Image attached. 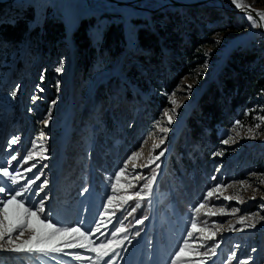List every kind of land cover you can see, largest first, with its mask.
Returning a JSON list of instances; mask_svg holds the SVG:
<instances>
[{
  "label": "rangeland",
  "instance_id": "1",
  "mask_svg": "<svg viewBox=\"0 0 264 264\" xmlns=\"http://www.w3.org/2000/svg\"><path fill=\"white\" fill-rule=\"evenodd\" d=\"M115 1L133 3V6H117L113 3L114 7L107 8L99 0H0L5 3L2 5L5 8L0 16V25L12 23L26 10L32 8L34 21L29 22L28 26L30 28L38 26L40 29L35 38L25 35L21 43L15 45L0 42V164H4L12 155H16L18 160L13 161L12 166L19 167L23 173L24 180L21 183L39 176L40 179L32 186L35 191L37 186L47 181L41 193V196L47 197L44 202V215L50 216L58 226L65 227L95 228V222H99L100 231L90 238L97 244L111 240L114 249L103 259L97 258L93 252L79 248L65 249L64 254L52 258L0 251V257L4 260H0V264H92V260L97 261V264H105L106 261L110 264H171L172 254L187 238L193 219L196 220L198 227L206 225L209 232L215 234L214 239H207L209 232H194V237L198 239L190 241L193 247L204 244V247L199 249L200 252H207L209 248H215L216 252L215 256L209 253L211 259L208 257L198 259L207 260L208 264H240L241 261H248V264H264V219H261L264 217V207H261L264 205V122L258 119L264 117V88L245 101L246 110L239 114L241 119L235 117L232 121L225 120L224 116L227 119L230 114L228 112L225 114L223 111L220 121L222 123L228 121L231 124L229 127L223 126L222 123L215 125V135L218 140L216 145L202 137L198 147H194L192 153L205 155L206 162L202 160V163H199V160L193 158L194 164L190 167L186 166L182 172L186 170L188 180L194 184V172L200 171V182L204 191L194 202L186 195L181 198V192L177 194V197L181 198L178 199L179 203L188 205L182 215L178 214L172 195L175 190L182 188V176L172 167L166 169L177 139L183 132L185 121L194 113L201 96L216 84L215 80L220 77L222 67L228 65L234 53L246 49L259 53L262 60L261 67L256 61L250 67L264 73V33H260L258 27H252L246 18L247 15L223 12L217 0H210L193 8L164 7L163 0ZM177 1L195 3L204 0ZM225 2L226 8L230 9L231 0ZM241 2L250 6L255 12L264 13V0H241ZM181 9H190L195 13L191 15L190 12ZM213 10L222 11L226 18H230L228 23L226 18L212 20L205 15V12L209 13ZM177 13L184 21V25L193 29L195 24L194 29L201 34L210 28H218V31L201 47L193 50L191 59L183 61L185 75L170 88L163 87L165 68L162 67L165 64L156 68L154 62H149L150 65L145 67L136 58H132L128 64L133 69L127 70L134 75V78L129 80L122 73L123 59L127 51L133 52L136 49L135 33L141 26L135 21H142L145 23L144 27L154 29L153 19L160 20L161 27L168 24L170 17ZM91 19L93 25L86 29V35L90 40V47L95 52L90 60L91 64L86 63L84 72H78L76 75L74 73L75 43L72 32L78 24L80 25L81 20ZM54 20L63 22L64 37L57 44H44L42 49L38 39V36L42 35V26ZM112 22L121 26L127 42L123 46L122 53L115 57L99 49L102 35ZM229 22H232L234 28H229ZM181 28L178 30L180 31ZM164 53L166 55L164 61L170 65L179 55V52L170 48L164 49ZM60 60L64 61V70L58 75L54 68L58 66ZM137 74L156 79L161 88L163 87L162 91L148 89L147 87L151 85L150 80L141 85L147 90H141L140 85L136 84L137 79L140 78L136 76ZM116 83H119L118 87ZM37 86L43 91H39ZM13 91L17 92L16 96L11 94ZM125 91L131 92L136 97V101H131L130 106L124 105L122 92ZM23 93H25L24 98L21 99ZM173 93H175L173 96L175 105L169 101V96ZM157 97L159 101L156 100ZM149 101H158L155 104L158 108L155 116L146 112ZM173 108H175L174 112ZM113 109L116 112L114 116L116 121L112 126L116 123L118 129L115 133L110 132L116 128H111L108 122V115ZM165 110L173 115L171 124H168L163 116ZM246 112L248 115L244 114ZM195 118L198 116L196 115ZM45 120L48 121L47 125L44 123ZM236 121H240L241 126H237ZM157 122L159 127L169 128V132H160L156 126ZM257 123L261 126L254 128ZM249 128H254L253 134L248 132ZM96 132H102V139H108L111 143L110 147L104 141L102 144L103 156L110 158V162L108 167L106 164L102 165L105 168L104 173L100 168L97 170L103 177L102 181L99 180L98 190L91 184H86L89 173L96 167L95 163L88 160L93 150ZM41 133L43 140L38 143H43L47 149L48 159L37 158L23 164L22 157L31 150V142ZM229 136L232 137V141L224 145L221 141ZM17 137L18 143L9 148L8 141ZM161 139H164L163 144H160ZM124 140L127 144L123 143ZM71 143L74 148L76 147V153L72 159L75 167L73 166L69 171L72 174L70 178L69 173L62 174V165L65 161V149ZM155 144L160 146L153 151ZM184 147L185 145L180 146L181 149ZM123 148L125 158L119 161L118 157ZM161 151L164 155L160 156L159 160L149 167H143ZM133 152H140L141 155L128 161L127 169L132 172L135 164V174L146 178H150L153 175L152 169H155L156 180L152 192L143 201L134 199L122 204L114 200L105 210L103 205L107 203V196L113 194L110 181L114 180V173L125 166V161ZM216 152H222L223 155H214ZM37 155H40L38 149ZM182 157L180 154L179 158ZM33 164L36 166L31 172L25 171ZM156 164H159V168H156ZM165 170L170 180L166 181L168 190L161 192L158 185ZM213 176L216 177L215 180ZM79 179L83 180L82 185ZM241 181L244 183L242 184ZM7 183L10 188L19 187ZM136 183L137 187L133 191L139 190L145 181L140 180ZM216 184H223L225 187L205 201V194ZM55 190L61 192L60 203L52 204V199L53 201L54 198L58 199ZM118 194L123 193L118 189ZM227 196H232L233 199L225 200L224 197ZM33 199L39 200L40 197L33 196ZM138 202L140 207L137 208L135 205ZM201 202L209 207L195 213L194 207ZM117 205L120 207L117 208ZM133 208H135L134 212ZM143 208L147 214L139 218ZM210 212L215 214H206ZM101 213L103 215H100ZM241 216L251 219H246L241 224L238 223ZM137 220L143 222L138 224ZM162 224L167 233H163L160 238L155 240L154 237L150 238L146 235L148 228L155 234ZM252 224H255V227H252ZM121 227L125 230L115 236L111 235L115 228ZM27 235L28 233H25L24 238ZM162 239L165 240L159 241ZM149 240L153 248L146 253L145 246H148ZM136 242L134 248L129 245ZM139 245L142 250L136 252ZM217 245L219 246L216 247ZM233 253L236 254L235 258L229 259ZM76 255L92 259L77 260Z\"/></svg>",
  "mask_w": 264,
  "mask_h": 264
},
{
  "label": "trees",
  "instance_id": "2",
  "mask_svg": "<svg viewBox=\"0 0 264 264\" xmlns=\"http://www.w3.org/2000/svg\"><path fill=\"white\" fill-rule=\"evenodd\" d=\"M4 8V6H0V16L2 15ZM181 10L188 11L191 15H194L195 13L193 11H190V9ZM205 15L212 20H216L218 18H226L223 15L222 11L213 10V12H205ZM226 19V22L228 23V20H230V18ZM153 20H155V25L153 27L154 29L144 27L145 23H143L142 21H135L137 25L141 26L135 33L136 49L133 52L127 51L125 53L122 73L127 76L129 80H132L134 78V75H132V73L128 71L129 69H133L128 66L132 58H136V60L141 62L145 67L146 65H150V63L152 62L155 63L154 66L156 68H160L162 64H165V66L167 67H162V69L165 68L163 87L166 86V88H170V86L174 85L177 80L185 75L183 61L185 59H191L193 50L197 49V47H201V45L207 42V40H209V38L218 31V28L206 29L201 34L196 29H194L196 27L195 24V27L193 29H191L190 26L184 25L185 23L182 19H180L178 13L170 17L168 24H164L161 27L159 25L160 20ZM33 21L34 12L32 8H29L25 13L22 14L20 18L15 19L12 23L8 22L1 24L0 42H8L15 45L21 43L25 35H28V37H31L32 39L35 38L36 35H38L37 33H39L40 29L38 26H35L33 28H30L28 26V23ZM92 25V19L89 21L81 20L80 25L78 24L77 28L72 32V38L74 39L75 43L74 54L76 56V62L74 65V73L76 75L78 74V72H84L83 70H85L84 66H86V63H88L87 65L91 64L90 60L95 52V50L90 47L91 43L86 35V29ZM228 26L229 28H234L232 22H229ZM179 28H181L180 31L178 30ZM173 29L176 31H174ZM64 34L65 26L62 21L54 20L51 23H47L45 25L43 24L42 35L40 34L38 36V39L40 40L39 46L44 49V44H57L59 40L64 37ZM126 43L127 42L124 38L121 26L115 25V23L112 22L110 26L106 28L102 35V44L99 49L102 52L108 53L112 57H115L119 56L122 53L123 46H125ZM168 48L172 49L175 52H179V55L174 58V62L171 63V65L170 63H168V65L164 61V58L166 57L164 49ZM161 61L163 63H161ZM255 61L258 62V66L261 67L262 60L259 56V53L253 50L246 49L234 53L231 60H229L228 65L222 67L220 77L215 80L216 84H213L209 88V91L201 96L198 106L194 109V113H192V115H190L184 123L183 132L177 139L173 152L171 153V157L169 158L168 164L166 165V169L172 167L179 171L182 176V188L180 190H175L172 194L174 196L176 210L181 214H184L186 212L188 205L187 203L180 204L179 200L181 198H184L186 195L194 202L198 197L202 196L204 191L202 183L200 182V171L196 170L194 172V184L188 180L186 176V170L182 172L183 168H185L186 166L190 167L194 164L193 158H196L195 160H199V163H202V160L203 162H206L205 155L192 153L194 151V147H198V144L200 143V139L202 137L206 138L213 145H216L218 140L215 135L214 127L215 125L222 123L220 119L222 118L223 111H225V114L227 112L230 114V117H228L227 119L224 116L225 120L232 121L235 117L241 119L239 114L246 110V107L244 105L245 101L249 100V98L253 96L254 93H257L259 90H263L264 88V73H261L259 69H251L250 67ZM136 76H140V74H137ZM147 77L148 76H140V78L137 79L138 82H136V84L140 85L141 90H147L144 89L141 85L150 80L149 83L151 82V85H149L150 87L147 88L161 92L163 87L161 88V85L156 82V79ZM144 78L146 79L142 80ZM116 84L118 87L119 83ZM101 88H103V86ZM24 94L25 93L21 95V99L22 97L24 98ZM122 97L123 102L125 103L124 105H129L131 101H136V97L129 91L122 92ZM152 98H154V96ZM156 100L159 101L158 97ZM156 102H148V109L146 112L149 115L155 116L158 113V108H156L155 105L157 104ZM92 103H94V100L92 101ZM143 113L145 115V112ZM237 113L238 115H235ZM115 114V109H113L112 112L108 115L109 125L111 126V128H116L115 130H110L111 133H115L118 130L116 123H114V126H112L113 122L116 121L114 118ZM196 115L198 116V118H195ZM230 124L231 122L228 121L222 123V125H225L226 127H229ZM205 130H207L209 133H206ZM101 134L102 132H96V139L94 141L93 150L88 158L90 162L96 164L95 170L88 175V185L91 184L96 190H98L99 180L102 181V173H104L103 170H105L102 165L106 164V166L108 167V162H110V158L103 156L104 148L102 144L104 141V143L108 147H110L111 143L108 139H102L103 136ZM123 143L127 144L125 140L123 141ZM181 145H185V147L181 149ZM75 148L73 143H71L65 149V161L62 165V174L64 175L69 173L73 166L75 167L74 160H72L75 157ZM180 154L183 156L182 158H179ZM124 158L125 154L123 148V151L121 152V155L120 157H118V159L119 161H122ZM195 163H198V161H195ZM99 168L101 169L102 173L97 172ZM166 173L167 171L165 170V174L159 181L158 189L160 191L168 190V184L166 183V181L170 179L167 177ZM68 176L71 178L72 174L69 173ZM81 182V179H79L80 184ZM180 192L181 198L177 197V194H180ZM56 193H58V199L54 198V204L56 202H60L59 198L61 196V192H56L55 190V194ZM145 213V208H143V210L139 214V218L141 215L145 216ZM158 232L161 234L160 230ZM135 244L136 243H134L133 245ZM4 258L7 259L6 257ZM260 258L261 256H259V259ZM0 260L3 259H1L0 257ZM9 263H11V260H9Z\"/></svg>",
  "mask_w": 264,
  "mask_h": 264
},
{
  "label": "snow or ice",
  "instance_id": "3",
  "mask_svg": "<svg viewBox=\"0 0 264 264\" xmlns=\"http://www.w3.org/2000/svg\"><path fill=\"white\" fill-rule=\"evenodd\" d=\"M231 3L238 9L250 10V6L244 5L241 0H231ZM259 17L260 23L251 16L247 15V19L251 23L252 27L264 26V13L257 12L256 14ZM64 70V61L60 60L58 66L54 68L56 74H61ZM43 80V77H41ZM59 87V85H57ZM39 91H43L42 88L37 86ZM13 96L17 95L16 91L11 93ZM173 93L169 96V101L175 105V100L173 99ZM55 103V101H53ZM175 108H173V112ZM248 115V113H244ZM163 116L167 119L168 124L173 122V115L165 110ZM261 122H264V117L258 118ZM47 120L44 121L47 125ZM237 126H241L240 121H236ZM158 130L162 133H168L169 128L159 127V122H157ZM261 125L257 123L254 128H259ZM254 128H249L248 132L250 134L254 133ZM237 135L239 133L237 132ZM43 140V133L40 134L35 140H33L31 150H28L27 155L22 157V163L27 164L30 160L34 159H48L46 155L47 149L44 147L43 143H38V141ZM19 138H13L8 141V146H14L18 143ZM232 141V137L229 136L227 139L222 140L221 142L224 145L229 144ZM146 142V141H145ZM164 143V139L160 140V144ZM160 145L155 144L153 146V151L155 148H158ZM37 149L39 150L40 155H37ZM140 152H133L131 156L125 161V166L119 171L114 173V180L110 181L112 195L107 196V203L103 205L105 210L108 209V206L113 203L114 200L120 201L122 204H127L131 200L143 201L147 198L148 195L152 192L153 184L156 180L155 169H152L153 175L150 178H146L143 175L135 174L136 165L133 164V171L129 172L127 169L128 161H131L134 157H139ZM164 152L161 151L159 155L152 157L147 164L143 167H149L151 164L155 163L156 160H159L160 156H163ZM214 155H223L222 152H216ZM18 157L12 155L11 158L5 161L4 164H0V251L10 252L14 254H28V255H39L42 257L52 258L55 255H62L65 252V249H84L88 252H93L96 254V257L103 259L105 256H108L112 248L113 241L109 240L107 243L97 244L93 241L90 236L95 235L100 231V223H96V227L83 228L82 226H58L57 222L54 221L50 216L44 215L45 207L44 202L47 198L46 196H41V193L44 190V186L47 184L45 180L43 184L36 187L33 191L32 186L36 183V180H39L40 177L36 176L35 179H27L25 183H21L24 180L23 173L20 171L19 167H13L12 162L17 161ZM36 165L33 164L31 167L25 169L27 172H31L32 168ZM47 167V165H44ZM156 168H159V164H156ZM11 169V170H10ZM123 178V179H122ZM215 180L216 177L213 176ZM140 180H144L145 183L142 187L133 191L137 187V183ZM12 186L19 185V187H9L8 183ZM243 184L244 182L241 181ZM222 187H225L223 184H216L211 189L207 191L204 196V200L207 201L211 198L214 193H217ZM118 189L123 193L118 194ZM147 190V193H145ZM31 193V195H29ZM33 196L40 197L39 200H34ZM225 200L233 199L232 196L224 197ZM120 205H117L119 208ZM135 207H140V203H136ZM209 207L204 202H201L194 207V212L199 213L201 209ZM261 207H264L262 205ZM135 211V208L132 209ZM238 211V210H235ZM208 215H214L215 213H206ZM100 215H103L101 213ZM246 219H251V217H240L238 223H243ZM264 219V217H261ZM143 221L137 220V223H142ZM255 227V224L251 225ZM123 227L115 228L111 235L115 236L118 232L124 231ZM194 232H209L207 226L198 227L195 219L191 222V230L187 232V238L183 240V243L178 246L177 250L172 254L171 264H208L207 260L198 259L199 257H208L211 259V256H215V248H209L207 252H200V248L204 247V244H200L199 247H193L190 241L198 239L194 237ZM25 233H28L25 237ZM139 235V233H137ZM207 239H214L215 234L209 232ZM217 245L216 247H218ZM254 251V249H253ZM211 253V256H209ZM235 253L232 254L229 259L235 258ZM75 259L77 260H91V257L76 255ZM92 264H97V261L92 260ZM105 264H110V262H105ZM240 264H248V261H241Z\"/></svg>",
  "mask_w": 264,
  "mask_h": 264
},
{
  "label": "water",
  "instance_id": "4",
  "mask_svg": "<svg viewBox=\"0 0 264 264\" xmlns=\"http://www.w3.org/2000/svg\"><path fill=\"white\" fill-rule=\"evenodd\" d=\"M108 1H110L112 4L115 3L117 6H127V7L133 6V3L116 2L115 0H108ZM207 1H210V0L198 1L195 3H185V2H179L177 0H169L170 2L169 6H175V7H180V8H191V7L193 8V7H198L203 4H206ZM217 1L220 2V5H221L220 8L223 10V12L227 14H235V15H251L257 21L258 24L260 23L259 17L256 15L257 12L253 11L251 8L250 10L237 9L233 4H229L230 9H227L226 8L227 3L225 2V0H217ZM4 4H5L4 2H0V6ZM164 7H167V6H164ZM258 31L260 33H264V27L258 26Z\"/></svg>",
  "mask_w": 264,
  "mask_h": 264
},
{
  "label": "bare ground",
  "instance_id": "5",
  "mask_svg": "<svg viewBox=\"0 0 264 264\" xmlns=\"http://www.w3.org/2000/svg\"><path fill=\"white\" fill-rule=\"evenodd\" d=\"M99 1L103 2L107 6V8H110L111 6H113V4L110 1H108V0H99ZM162 5L163 6H169L170 5L169 0H163ZM53 129L55 130V128H53Z\"/></svg>",
  "mask_w": 264,
  "mask_h": 264
}]
</instances>
